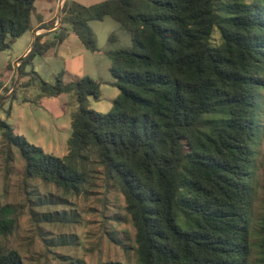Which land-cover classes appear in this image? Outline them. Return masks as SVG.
Wrapping results in <instances>:
<instances>
[{
	"label": "trees",
	"instance_id": "16d2710c",
	"mask_svg": "<svg viewBox=\"0 0 264 264\" xmlns=\"http://www.w3.org/2000/svg\"><path fill=\"white\" fill-rule=\"evenodd\" d=\"M35 11V0H0V50L32 28ZM106 16L130 33L131 46L106 50L109 84L118 94L101 113L87 106L88 96L99 97L98 80L58 76L50 83L25 68L35 55H52L69 29L87 49L98 50L88 23ZM42 37L21 61V77L38 79L40 97L73 94L78 107L62 157L0 118L2 137L24 160L25 175L79 195L102 168L124 196L137 264H251L264 0H65L54 36ZM116 40L112 33L109 43ZM10 213L0 203L1 235L15 228ZM257 234L264 263V214ZM0 264L25 263L18 250L0 245ZM67 264L89 263L77 257Z\"/></svg>",
	"mask_w": 264,
	"mask_h": 264
},
{
	"label": "rangeland",
	"instance_id": "374dc122",
	"mask_svg": "<svg viewBox=\"0 0 264 264\" xmlns=\"http://www.w3.org/2000/svg\"><path fill=\"white\" fill-rule=\"evenodd\" d=\"M64 1L35 0V6L47 17H57L58 4L63 6ZM70 1L90 5L102 0ZM88 24L95 33L98 50L87 49L69 29L53 55H35L26 70L36 71L50 83L58 76L65 82L82 76L98 80L99 97L88 96L87 106L105 113L118 94V88L109 84L111 61L106 50L131 46V36L111 16L90 20ZM112 33L116 34L117 40L110 44ZM30 39L31 34L26 31L12 41L9 49L0 50V101L4 99L0 102V118L7 121L15 134L24 136L47 153L62 157L68 152L72 113L78 107L75 96L63 93L55 98L40 97L39 81H29L30 75H20L17 87L12 91L16 66L25 56ZM8 93L10 95L6 97ZM250 182L254 243L251 264H264L258 252L257 234L264 214V90L260 97L259 139ZM0 203L11 211L9 217L15 224L10 234H0V245L18 250L25 264H67L77 257L84 258L89 264L106 261L138 263L135 228L126 214L124 196L105 178L102 168L91 174L85 192L79 195L66 193L52 183L27 177L24 160L17 149L4 140L0 131Z\"/></svg>",
	"mask_w": 264,
	"mask_h": 264
},
{
	"label": "crops",
	"instance_id": "0c3cea01",
	"mask_svg": "<svg viewBox=\"0 0 264 264\" xmlns=\"http://www.w3.org/2000/svg\"><path fill=\"white\" fill-rule=\"evenodd\" d=\"M58 15H59V4H58L57 17L54 15L47 17L46 15H44L43 13H41L40 11H38L36 9V11L32 14V28L30 30H28V32H30V34H31V39H30V42L28 44L29 46L25 51V55H26V52H28L31 49L32 41H34L35 37H37L39 34L43 35L42 41H44L46 39H50L54 36L56 29H58V27L60 25L58 23ZM49 56H51V55H49ZM49 56H46V57H49ZM16 62H18V61H16ZM15 65H16V63H15ZM21 81H23V80H21ZM62 94H60V95H62Z\"/></svg>",
	"mask_w": 264,
	"mask_h": 264
},
{
	"label": "water",
	"instance_id": "95a60500",
	"mask_svg": "<svg viewBox=\"0 0 264 264\" xmlns=\"http://www.w3.org/2000/svg\"><path fill=\"white\" fill-rule=\"evenodd\" d=\"M62 1V0H61ZM61 11H62V5H59V15H58V23H61V18H62V16H61ZM37 42V37H35V39H34V41H33V43H32V46H31V49L33 48V46L35 45V43ZM30 49V50H31ZM29 53V52H28ZM28 53L24 56V57H22V58H20L19 59V62H21L27 55H28ZM20 75H21V73H20V69H19V65H17L16 66V77H15V82H14V85H13V89H12V91L17 87V84H18V81H19V77H20ZM11 91V92H12ZM10 92V93H11ZM10 93H8V95L6 96V97H8L9 95H10ZM5 97V98H6ZM4 99H2L1 101H3ZM0 101V102H1Z\"/></svg>",
	"mask_w": 264,
	"mask_h": 264
}]
</instances>
